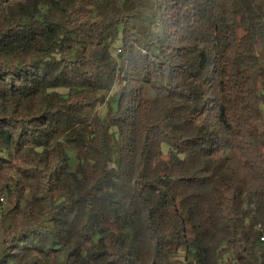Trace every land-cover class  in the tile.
Returning a JSON list of instances; mask_svg holds the SVG:
<instances>
[{
	"label": "trees",
	"instance_id": "obj_1",
	"mask_svg": "<svg viewBox=\"0 0 264 264\" xmlns=\"http://www.w3.org/2000/svg\"><path fill=\"white\" fill-rule=\"evenodd\" d=\"M263 106L264 0H0V264H264Z\"/></svg>",
	"mask_w": 264,
	"mask_h": 264
},
{
	"label": "built area",
	"instance_id": "obj_2",
	"mask_svg": "<svg viewBox=\"0 0 264 264\" xmlns=\"http://www.w3.org/2000/svg\"><path fill=\"white\" fill-rule=\"evenodd\" d=\"M5 204V198H4V195L3 197L1 198V202H0V219H1V216H2V210H3V205ZM260 241L264 243V234H261L260 237H259Z\"/></svg>",
	"mask_w": 264,
	"mask_h": 264
},
{
	"label": "rangeland",
	"instance_id": "obj_3",
	"mask_svg": "<svg viewBox=\"0 0 264 264\" xmlns=\"http://www.w3.org/2000/svg\"><path fill=\"white\" fill-rule=\"evenodd\" d=\"M263 110H264V106H263ZM100 111H102V108L100 109ZM264 112V111H263ZM0 197H3V195H1ZM5 198V197H4ZM1 202V201H0ZM6 206V198H5V204L3 205V208Z\"/></svg>",
	"mask_w": 264,
	"mask_h": 264
},
{
	"label": "bare ground",
	"instance_id": "obj_4",
	"mask_svg": "<svg viewBox=\"0 0 264 264\" xmlns=\"http://www.w3.org/2000/svg\"><path fill=\"white\" fill-rule=\"evenodd\" d=\"M1 198H2V197H0V201H1Z\"/></svg>",
	"mask_w": 264,
	"mask_h": 264
}]
</instances>
